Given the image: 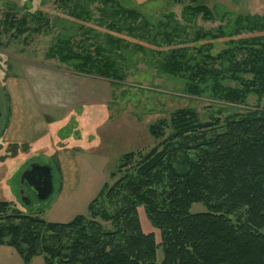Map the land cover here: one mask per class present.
<instances>
[{"label":"trees","instance_id":"16d2710c","mask_svg":"<svg viewBox=\"0 0 264 264\" xmlns=\"http://www.w3.org/2000/svg\"><path fill=\"white\" fill-rule=\"evenodd\" d=\"M205 1L189 0L182 15L212 19ZM97 2L101 16L95 25L138 42L109 32L100 37L81 23L91 14L83 8L70 14L81 22H63L48 57L77 74L112 83L126 78L124 64L135 53L146 58L155 52L144 44H176L180 27L173 14L153 20L122 0ZM77 31L83 36L78 40ZM242 32H264V16L238 14L218 30L197 32L193 41L209 42L195 45L192 53L172 48L161 68L191 96L229 105L245 104L251 95L259 98L264 93V34L232 38ZM229 36L213 55L214 40ZM205 115L203 120L194 109L180 108L169 120L149 124L156 139L170 131L163 147L123 155L120 177L105 183L91 200L89 216L49 221L0 200V245L13 247L24 264L38 256L45 264H264V109ZM194 203H202L205 211L190 212ZM139 206L158 239L143 231ZM159 247L163 257L157 261Z\"/></svg>","mask_w":264,"mask_h":264},{"label":"rangeland","instance_id":"374dc122","mask_svg":"<svg viewBox=\"0 0 264 264\" xmlns=\"http://www.w3.org/2000/svg\"><path fill=\"white\" fill-rule=\"evenodd\" d=\"M122 1L130 3L153 20L173 14L180 28L176 33V44L163 43L160 47L144 44L155 52L147 54L146 58L142 52L135 53L131 63L124 64L128 66L126 78L110 83L108 79L77 74L59 60L48 57L59 29L64 27L63 22H81L70 14L83 8L90 9L91 14L89 20L81 23L98 30L100 37L109 32L130 42H138L136 38L111 32L105 26L98 27L93 23L101 16L98 12L101 5L97 0H0V200L9 202L11 208L18 212L37 215L49 221L58 220L56 218L66 220L62 216L68 219L67 205H58L63 184H66L72 191L82 192L81 198L86 194L84 202L70 208L89 216L87 208L82 205L91 202L94 191L99 192L105 183L111 185L120 177L117 167L123 155L128 152L145 154L163 147V140L167 139L170 131L156 139L149 133V124L157 119L169 120L177 109H194L203 120L207 119L205 114H216L219 110L224 117L248 108L264 109V93L259 98L251 95L245 104L237 105L191 96L182 91L183 84L179 79L168 76L161 68L172 48H184L192 53L195 45L209 42L204 39L193 41L197 32L218 30L238 14L264 16V0H206L213 14L210 20H204L201 16H183V8L189 0ZM81 32L77 31L76 40L83 37ZM259 34L263 35L264 32H242L232 38ZM230 38L214 40L212 54L216 55L224 48L223 41ZM93 82L103 93L104 103L85 106L80 104V97L73 99L78 87H91L95 85ZM61 84L64 90H68L66 93L69 97L65 103L59 100L62 98L58 95ZM71 85L74 87L72 99L68 93ZM49 100H52V106L61 104L64 112L70 110H67L69 105L74 104L71 108H75L66 117L54 122L47 113V123L51 126L43 137L36 138L39 139L36 143V140L31 144L8 142L9 137H23L20 130L24 124L31 123V131L37 132L45 120L42 113L50 110L45 104ZM31 131L27 130L26 135L35 137L37 133L30 135ZM212 133L214 131L208 134ZM179 154L177 152L173 164L177 163ZM32 162L52 166L53 192L45 200H39L27 183L21 182L23 171ZM111 172L114 176H111ZM23 198L29 201L25 202ZM199 211H205V206L202 203L192 204L190 212ZM138 217L143 231L154 232L158 239V231L148 221L143 206L138 208ZM97 220L105 229L111 228L109 222ZM162 257L163 252L159 247L157 261Z\"/></svg>","mask_w":264,"mask_h":264},{"label":"crops","instance_id":"0c3cea01","mask_svg":"<svg viewBox=\"0 0 264 264\" xmlns=\"http://www.w3.org/2000/svg\"><path fill=\"white\" fill-rule=\"evenodd\" d=\"M93 83H95V82H93ZM58 90L60 91V93L58 95L62 96V98L61 97L59 98V100L61 101L60 103L67 102L69 95L66 92L68 90H64L63 85H62V87L58 88ZM73 91H74V87H72V85H71L70 90L68 92L70 94L71 99L73 97V93H74ZM76 95H77V97H76ZM74 96H75V97H73L74 100L77 99L78 97H80V99H79L80 104L85 105V106L86 105H93V104H101V103L105 102V99H103V93L99 89H97L96 83H95V85L92 84L91 87H84L82 89L80 87H78L75 91ZM106 100H107V98H106ZM50 103H52V100H49L45 103L48 105V109H50V110L47 111L46 113H42L44 115L43 119H45V120L43 121L42 126H40L38 128L37 132H35L34 130L31 131V129H30L31 123H27L26 125L24 124V126L20 130V132L23 134V137L20 139L9 137V138H7L8 142L15 143V144H19V143H22V144L30 143L31 144L32 141H35L37 137H39V136L43 137L45 132L49 130V126H51V125H49L47 123V117H48V116H46L47 113L50 114L49 117L54 122V120L63 119L64 117L67 116V113L71 109L75 108V107L71 108V106H73L74 104L69 105V108L67 110H69V109L70 110L64 112L63 110L65 108H63V110H62L61 104H58L57 106H54V104H53V106H52ZM45 108L47 109V107H45ZM39 115L40 114L37 113V116H39ZM27 130H28V132L31 131L30 135H33L34 133H37V135L35 137H28V135H26ZM7 133H8V131H7ZM37 140H39V139H37ZM37 140L34 143H36ZM74 190L72 191V189H69L66 184H63V190L60 194L61 197L58 200V202H60V203L58 205H63L64 207H65V205H67V207L69 209L68 214H70V215H68L69 216L68 219L66 217L62 216V218L66 219V220H59L60 218H56L58 220H52V221L66 222V221L70 220L71 218H73L75 215L81 214V212L75 211V210L71 209L70 207H72V206L75 207L79 203H81V201H83V198L86 197V194L83 198H81L82 192L77 193V191H74ZM97 193H95V191H94L90 200H92V198H94L97 195ZM76 199H78V201ZM89 202H85L82 205V207L85 205V207L87 208V205L89 204ZM0 264H24V263L13 247L8 246V245H0ZM29 264H45V262H44L42 257L38 256V257H34Z\"/></svg>","mask_w":264,"mask_h":264},{"label":"water","instance_id":"95a60500","mask_svg":"<svg viewBox=\"0 0 264 264\" xmlns=\"http://www.w3.org/2000/svg\"><path fill=\"white\" fill-rule=\"evenodd\" d=\"M41 181L43 183V187L38 190L36 187H38V184H40ZM21 182H26L31 187V189L34 190L39 200H45L53 192L51 167L49 165H41L37 162H33L30 164V167L23 171ZM23 199L25 202L27 201L26 198Z\"/></svg>","mask_w":264,"mask_h":264},{"label":"flooded vegetation","instance_id":"af4514ba","mask_svg":"<svg viewBox=\"0 0 264 264\" xmlns=\"http://www.w3.org/2000/svg\"><path fill=\"white\" fill-rule=\"evenodd\" d=\"M38 184V183H37ZM37 184H36V186H37ZM42 181H41V183L40 184H38V187H36L38 190H40L43 186H42ZM28 185V184H27ZM28 187H29V189L32 191V193L35 195L36 193L34 192V190L33 189H31V187L28 185ZM27 201H29V200H27Z\"/></svg>","mask_w":264,"mask_h":264}]
</instances>
